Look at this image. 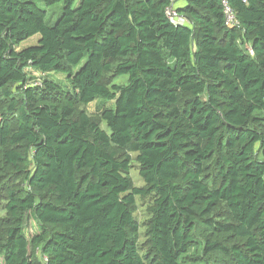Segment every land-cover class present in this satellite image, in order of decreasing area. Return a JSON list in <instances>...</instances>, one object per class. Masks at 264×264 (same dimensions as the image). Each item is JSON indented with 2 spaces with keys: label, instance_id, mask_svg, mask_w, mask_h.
I'll use <instances>...</instances> for the list:
<instances>
[{
  "label": "trees",
  "instance_id": "1",
  "mask_svg": "<svg viewBox=\"0 0 264 264\" xmlns=\"http://www.w3.org/2000/svg\"><path fill=\"white\" fill-rule=\"evenodd\" d=\"M39 1L0 0L1 264H264V0Z\"/></svg>",
  "mask_w": 264,
  "mask_h": 264
},
{
  "label": "rangeland",
  "instance_id": "2",
  "mask_svg": "<svg viewBox=\"0 0 264 264\" xmlns=\"http://www.w3.org/2000/svg\"><path fill=\"white\" fill-rule=\"evenodd\" d=\"M36 4L40 8H44L43 4L39 0H34ZM45 9V8H44ZM56 11V8L48 9V15H51ZM38 37L35 36L25 42L22 43L21 48H25L31 45H35L37 43ZM31 77L33 79L37 80L40 77H43L42 74L30 72ZM51 78L63 80V76L60 74H50ZM113 84L118 86H123L126 84V78L120 77L114 80ZM109 106V104H104L101 101H95L93 103H90L86 106L80 105L78 107V110L84 111L91 120L97 122L102 129H105V124L101 121L100 118V110L104 107ZM116 153L119 158H128L129 159V170H128V178L131 181V184L134 188H143L145 187V184L139 174V164L136 160V154L130 153L128 151H120L116 150ZM212 173V170L210 169V172ZM211 176V175H210ZM21 185V182L18 180L16 181L13 178H10L9 175L5 172H3L2 169H0V239H3V230H2V224H4V220L7 218L6 211L4 209V204L6 201V195H7V189L9 188H18ZM154 199L155 196L153 193L141 197L138 196L135 198L134 206L131 209L132 216L137 224L138 232L136 234V241H137V247L142 255H146L149 252V242H148V231L150 228V221L152 219V209L154 207ZM32 228H29V231ZM197 253V251H192L189 256L190 258H193L194 255ZM0 260V264H1Z\"/></svg>",
  "mask_w": 264,
  "mask_h": 264
},
{
  "label": "built area",
  "instance_id": "3",
  "mask_svg": "<svg viewBox=\"0 0 264 264\" xmlns=\"http://www.w3.org/2000/svg\"><path fill=\"white\" fill-rule=\"evenodd\" d=\"M183 0H170L171 6L167 10V15L170 18V21L174 25H182L185 23V19L181 16H178L176 13V8L179 6V3ZM223 8L224 23L227 27H234L237 25L235 15L231 10L230 6L227 4L226 0H220Z\"/></svg>",
  "mask_w": 264,
  "mask_h": 264
},
{
  "label": "crops",
  "instance_id": "4",
  "mask_svg": "<svg viewBox=\"0 0 264 264\" xmlns=\"http://www.w3.org/2000/svg\"><path fill=\"white\" fill-rule=\"evenodd\" d=\"M181 4H182V2L179 3V5H181Z\"/></svg>",
  "mask_w": 264,
  "mask_h": 264
}]
</instances>
